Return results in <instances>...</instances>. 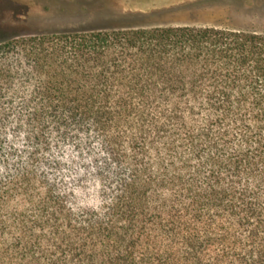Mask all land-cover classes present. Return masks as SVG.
Wrapping results in <instances>:
<instances>
[{
    "label": "trees",
    "instance_id": "trees-1",
    "mask_svg": "<svg viewBox=\"0 0 264 264\" xmlns=\"http://www.w3.org/2000/svg\"><path fill=\"white\" fill-rule=\"evenodd\" d=\"M29 5L52 12L0 0V30ZM0 264H264V31L0 41Z\"/></svg>",
    "mask_w": 264,
    "mask_h": 264
},
{
    "label": "rangeland",
    "instance_id": "rangeland-1",
    "mask_svg": "<svg viewBox=\"0 0 264 264\" xmlns=\"http://www.w3.org/2000/svg\"><path fill=\"white\" fill-rule=\"evenodd\" d=\"M47 1L52 10L50 14L42 15L40 8L29 5L33 14L26 19L29 23L0 30V41L36 31L117 28L125 25L218 26L264 31V0H207L163 9L152 16L127 12L163 7L173 0Z\"/></svg>",
    "mask_w": 264,
    "mask_h": 264
},
{
    "label": "water",
    "instance_id": "water-1",
    "mask_svg": "<svg viewBox=\"0 0 264 264\" xmlns=\"http://www.w3.org/2000/svg\"><path fill=\"white\" fill-rule=\"evenodd\" d=\"M161 10H157V9H151L149 11H135V12H127L129 14H137V15H154L159 13Z\"/></svg>",
    "mask_w": 264,
    "mask_h": 264
}]
</instances>
